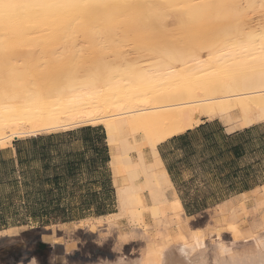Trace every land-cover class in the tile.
<instances>
[{
	"label": "bare ground",
	"instance_id": "1",
	"mask_svg": "<svg viewBox=\"0 0 264 264\" xmlns=\"http://www.w3.org/2000/svg\"><path fill=\"white\" fill-rule=\"evenodd\" d=\"M135 1L0 0V53L11 46L4 43L6 35L15 42L32 33L56 37L76 32L92 35L96 26L111 33L116 25H122L132 33L141 29L149 37V33L162 35L149 39V43L153 41L156 50L170 56L158 66L146 69L130 65L127 72L99 79L101 84L92 76L81 81L72 69L68 77L56 81L47 92L41 91L43 86L38 90L31 84L29 88L30 81L15 75L10 65L7 74L0 76V149L30 135L105 124L119 215H130L132 224H136L131 232L118 231L117 239H140L141 253L131 262L123 259L100 264H208L198 248V233H190L187 228L179 198L167 197L166 192L173 186L158 146L207 119H219L229 130L264 122V16L256 24L245 20L232 8L233 0H165L169 14L185 9L195 23L193 34L212 37L210 45L216 46L230 37H246L243 43L228 41L212 47L206 59L197 54L189 58L182 47L180 52L171 46L165 27L158 25L165 15L150 7H139ZM259 1L264 7V0ZM131 11L133 17L126 19ZM194 45L192 49L197 51ZM2 63L0 66H7ZM145 149H149L153 161L147 160ZM136 151L138 158L133 159L132 153ZM262 189L264 186L250 195L221 203L217 214L220 218L227 214L235 215L234 218L245 215L248 198L264 200ZM144 212L150 213L151 222L143 218ZM231 225L237 241L257 235ZM257 243L254 252L243 255L230 254L219 247L213 264H264V244Z\"/></svg>",
	"mask_w": 264,
	"mask_h": 264
},
{
	"label": "rangeland",
	"instance_id": "2",
	"mask_svg": "<svg viewBox=\"0 0 264 264\" xmlns=\"http://www.w3.org/2000/svg\"><path fill=\"white\" fill-rule=\"evenodd\" d=\"M233 1L234 6L232 8L236 13L241 14L245 20L248 19L253 24H256L257 21L260 22L259 20L263 18L261 16H264V7L259 0ZM135 3L139 7H150L158 14L165 15L164 19L158 22L160 23L158 25L161 28L165 27L166 39L171 42V46L180 52L183 51V48L189 58H195L197 54L206 59L209 57V49L211 52L216 46H220L228 41H238L241 43L246 41V37L242 35L230 37L231 41L229 40L230 38L223 42L221 40L216 46L210 45L209 42L213 41L212 37L193 34L192 28H194L195 23L185 9L178 10L179 13L176 14H169L171 12L165 0H136ZM133 15L134 12L131 11L126 16V19L132 18ZM143 32L140 29V31L132 33L124 29L122 25H116L111 33L105 32L102 28L96 26L92 35L76 32L68 36L56 37L47 33H32L28 37L23 38V40H16L23 46H20L16 41L15 44L13 42L15 39L6 35L4 43L11 46L5 47L0 53V63L3 62L2 64L7 65L0 66V76L6 75L11 65L13 66V73L15 75L21 76V78L26 79L28 82L30 81L29 88H32L31 84L34 86L33 89L38 88V90L43 86L41 91L47 92L53 84L57 83L56 81L59 82L68 77L70 75L69 71L72 69L76 71V76H79L81 81L88 80L92 76L97 79L98 84H101L99 79L127 72V67L130 65L146 69V67L158 66L164 59H169L170 56H167L160 49L157 48L158 50H156V47L152 45L153 41H150L151 44L149 43V39L153 37L152 40L155 37L158 39L162 35L149 33L150 37L153 35L150 38L146 35L147 33L144 34ZM193 45L194 47L196 46L195 49L198 52L192 49ZM18 46L19 48H17ZM179 47H182L181 50L178 49ZM193 50L197 53H194ZM11 61L13 64L16 62V64L13 65ZM53 71H55L54 74ZM48 81L52 83L50 82L49 84ZM221 123L227 126L223 121ZM95 127L106 128V125L102 124V126ZM63 132L67 131L62 130L55 133ZM17 140L12 141V145ZM10 147L1 149L0 151L4 152ZM144 152L146 156L150 151L149 149H145ZM3 156L9 159L10 153L7 152ZM132 157L133 159L138 158L137 151L132 153ZM202 180L203 178H201V181L199 179V182L191 189L193 192L189 191L190 195H199L201 198L207 195L211 196L216 186L214 184L209 186L204 185L201 183ZM113 185L116 202L115 206L112 207V210L115 211L112 213L114 218L112 216L111 219L102 218L95 220L97 217H92L91 219L93 220L86 223L79 221L78 223L68 225L56 224L45 227V224L35 223L31 219L26 218L24 220L25 217L22 216H15L11 213L3 215L0 209V251L7 247H19L14 249L11 254H1L0 252V264H30L32 261L36 264H100L117 263L119 260L131 262L138 259L141 253L140 239L134 238L125 242L118 240V231L131 232L136 224H132L130 215L126 217L119 215L120 211L114 178ZM10 189L12 187H8L7 191H10ZM1 192L2 194L4 193L3 190ZM261 192H264V189ZM145 194H149L150 196V193L144 192ZM183 194L186 195V191ZM216 194L220 196L224 195L225 192L220 191L216 192ZM104 195L109 196L106 188ZM149 200L148 203H150ZM246 204L249 208L246 214L243 216L239 215L236 218H234L235 215L231 214L220 218L217 214V206L193 216L185 215L187 217L186 224L189 232L198 233L197 244L200 253H202L203 261L207 259L208 261L206 260V262L208 264H213L214 254L218 251L219 247L220 249L226 248L225 250L230 252V254L243 255V253L247 254L248 251H255L253 248L256 247L255 243L258 241L257 244L260 245L262 241L264 244V200L257 201L254 197H250L246 200ZM141 209L143 210V208ZM142 214H144L143 218L145 217L148 222H151L150 213L144 212ZM215 218L219 221L218 224H216ZM108 221L110 223L112 221V223L109 224ZM231 224L235 226L239 225L247 233L254 232L257 235L237 241L234 234L235 230H232ZM38 227L40 229L35 230ZM243 236L247 235L244 234ZM40 244H46L48 247L43 248ZM247 247L250 249H247Z\"/></svg>",
	"mask_w": 264,
	"mask_h": 264
},
{
	"label": "crops",
	"instance_id": "3",
	"mask_svg": "<svg viewBox=\"0 0 264 264\" xmlns=\"http://www.w3.org/2000/svg\"><path fill=\"white\" fill-rule=\"evenodd\" d=\"M220 121L219 119H207L194 129L158 146L163 166L173 186L166 192L167 197L172 200L179 198L185 215L193 216L205 212L243 194L250 195L256 188L264 186V137L262 136L264 122L246 129L229 130ZM95 126H102V124L84 127ZM84 127L64 130L67 132L63 133H42L23 137V139L19 138L17 141L24 143L17 145L15 141L11 147L9 146L10 148L4 152L0 151V192L4 191L3 194L0 193V197L16 191L17 197L23 201L44 195L64 201L103 199L105 169L111 173L112 188L115 190L110 168L111 147L107 142L105 127L106 143L110 148V161L106 166L102 160H98V154L91 149L90 143L82 141L81 135L76 137L77 139L57 138L51 143L37 145L25 142L37 137L77 131ZM253 127H259V129L244 133L245 130ZM7 152L10 153L9 159L3 156ZM146 158L153 161L150 152L146 154ZM201 178H203L202 184L216 186L211 196L201 198L199 195H190L189 191L193 192L191 189L199 182V179L201 181ZM231 185L235 188L232 189ZM244 185L251 187L242 192L236 191ZM8 187L12 189L7 191ZM184 191L186 195L183 194ZM215 191H223L225 194L217 196ZM183 198L186 201L204 198L209 199L210 202L215 199L223 200L209 205L201 212L190 215L187 213ZM110 214L112 213L107 215ZM103 216L94 217H97L95 218L97 220ZM91 218L86 219L93 220ZM82 220L85 219L51 223L45 227L56 224L68 225ZM39 229V227L35 228V230Z\"/></svg>",
	"mask_w": 264,
	"mask_h": 264
},
{
	"label": "trees",
	"instance_id": "4",
	"mask_svg": "<svg viewBox=\"0 0 264 264\" xmlns=\"http://www.w3.org/2000/svg\"><path fill=\"white\" fill-rule=\"evenodd\" d=\"M260 127V126H259ZM259 127H253L245 130L244 133H249L251 130L259 129ZM81 135L84 143H90L91 149L98 154V160H102L106 164L110 161L109 148L106 143V136L103 127H84L77 131H71L60 135H51L48 137H37L29 141L32 144L39 143H51L57 138L69 137V139H77ZM264 137V134H262ZM21 141H17L15 144L19 145ZM19 152V151H18ZM106 174L104 177V191L106 188L109 196L103 197V199H89V200H62L44 195L40 198L19 199L16 191H12L5 197H0V209L3 215L13 214L15 216H22L33 220L35 223H42L49 225L51 223L58 222H71L81 219H86L94 216H103L109 213L115 212L112 207L115 206V190L112 188L111 173L105 169ZM251 186L244 185L240 189L236 190L242 192L248 190ZM231 188L233 185H231ZM111 196V197H110ZM18 198V199H17ZM223 199H215L209 201V199H196L195 201H186L183 198L185 208L188 214L195 212H201L209 207V205L221 202ZM24 202V204H22ZM111 208V209H110ZM43 248H47L48 245L40 244ZM19 247H7L1 249V254H11L14 249Z\"/></svg>",
	"mask_w": 264,
	"mask_h": 264
},
{
	"label": "water",
	"instance_id": "5",
	"mask_svg": "<svg viewBox=\"0 0 264 264\" xmlns=\"http://www.w3.org/2000/svg\"><path fill=\"white\" fill-rule=\"evenodd\" d=\"M104 261V260H103Z\"/></svg>",
	"mask_w": 264,
	"mask_h": 264
}]
</instances>
